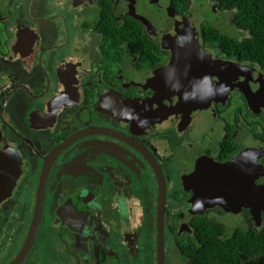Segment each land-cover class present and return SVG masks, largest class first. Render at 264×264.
Listing matches in <instances>:
<instances>
[{"label":"flooded vegetation","instance_id":"1","mask_svg":"<svg viewBox=\"0 0 264 264\" xmlns=\"http://www.w3.org/2000/svg\"><path fill=\"white\" fill-rule=\"evenodd\" d=\"M127 1H112L111 25L100 0H0V139L19 169L0 200V264H135L143 233L153 235L158 264V220L162 264H192L198 223L234 215L230 233L224 223L217 230L220 240L264 230V211L256 218L244 206L251 187L264 185V106L237 86L159 122L141 105L167 87L172 50L163 37L174 25L162 14L170 3L214 58L264 71L208 41L203 23L190 22V0L183 8L158 0L149 26L133 19ZM129 19L139 28L129 29L140 35L133 41ZM41 184L38 226L16 262ZM236 251L238 264H264V254L240 262Z\"/></svg>","mask_w":264,"mask_h":264},{"label":"water","instance_id":"2","mask_svg":"<svg viewBox=\"0 0 264 264\" xmlns=\"http://www.w3.org/2000/svg\"><path fill=\"white\" fill-rule=\"evenodd\" d=\"M162 16H165L167 20H170V24L174 25L163 37V39L166 38L168 47L172 50L171 64L165 75L167 87L164 86L158 92L156 101H154V96L145 101L142 100V114L151 115L152 118L157 119L156 122H159L163 120V117L166 119L171 115L169 113L173 110L196 111L209 105L211 99H219L233 86L242 90L249 104L258 102L256 105L264 106V75L258 73L254 68L214 58L213 54L202 47L196 28L192 24H187L189 20L176 15L171 3L166 9V14H162ZM163 90L169 91L168 94L165 93L168 96L166 114L161 106ZM152 122L156 123L153 119ZM17 165L15 153L7 142L0 139V200L10 193L7 186L16 182L19 171ZM13 170L14 172H12ZM251 188L244 206L250 207L251 212L258 218L260 211H264V185ZM42 190L41 184L26 242L19 251L16 262L21 260L28 251L37 229L42 210ZM212 195L213 201L219 200L217 193ZM215 204L218 203L215 202L211 205ZM223 208L227 212H238V206L223 205ZM157 231L158 264H162L163 233L160 220H158Z\"/></svg>","mask_w":264,"mask_h":264},{"label":"trees","instance_id":"3","mask_svg":"<svg viewBox=\"0 0 264 264\" xmlns=\"http://www.w3.org/2000/svg\"><path fill=\"white\" fill-rule=\"evenodd\" d=\"M104 21L113 25L112 13L110 11L113 0H100ZM178 8L185 7L187 0H172ZM218 7L226 10L227 20L236 26L238 33L244 38L222 34L214 25L203 22L205 38L215 44L220 52L226 56L237 57L240 60L257 64L264 71V0H216ZM230 11V12H229ZM232 13V14H231ZM229 15V17H228ZM134 25L128 23V38L133 41L140 38L132 36L129 29L139 31ZM126 28V26L124 27ZM126 38V36H124ZM217 230L223 232L221 224L210 225V223H198L196 227L197 252L192 253V264H214L220 261L224 264H238L234 253L240 249V262L242 257L254 254L257 257L264 254V230L252 235L237 232L232 239L220 240ZM237 252V251H236ZM241 264V263H240Z\"/></svg>","mask_w":264,"mask_h":264},{"label":"rangeland","instance_id":"4","mask_svg":"<svg viewBox=\"0 0 264 264\" xmlns=\"http://www.w3.org/2000/svg\"><path fill=\"white\" fill-rule=\"evenodd\" d=\"M189 5V14H190V22L195 23L197 26L199 23H209L215 26L219 32L222 34H228L229 36L236 37L238 32L233 29V26L229 24L227 20L226 10H219L218 6H212L213 0H190ZM158 0H149L147 3H132L130 0L127 1V6L129 9H132L134 15L133 19H138L140 24L145 26H149L152 24L153 18L160 13V10H157ZM121 3V2H120ZM210 4V5H209ZM214 9V10H212ZM218 10V11H217ZM203 123L199 122L198 128L201 127ZM197 135L201 133L199 129L196 131ZM264 136V135H263ZM222 223L226 225V229L230 233L232 230L230 228L233 227L234 224L237 223V219L234 215L224 214L221 217ZM218 224H222L220 222H216ZM210 225H216L211 223ZM223 225V224H222ZM142 242L139 244L140 254L139 259L135 262V264H153L152 255L154 253L153 248V235L152 233H145L141 236ZM49 264L52 263V260L49 259Z\"/></svg>","mask_w":264,"mask_h":264}]
</instances>
